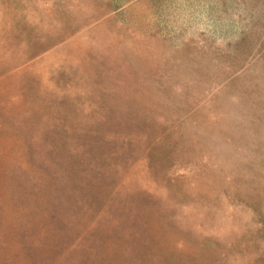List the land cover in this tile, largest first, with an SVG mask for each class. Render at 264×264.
<instances>
[{
	"label": "rangeland",
	"instance_id": "obj_1",
	"mask_svg": "<svg viewBox=\"0 0 264 264\" xmlns=\"http://www.w3.org/2000/svg\"><path fill=\"white\" fill-rule=\"evenodd\" d=\"M0 264H264V0H0Z\"/></svg>",
	"mask_w": 264,
	"mask_h": 264
}]
</instances>
